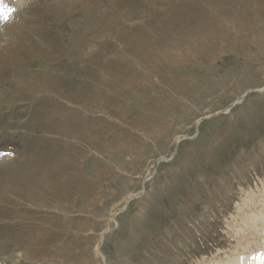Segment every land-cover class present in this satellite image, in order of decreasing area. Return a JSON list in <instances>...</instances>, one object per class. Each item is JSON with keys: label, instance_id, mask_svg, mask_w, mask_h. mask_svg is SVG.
Here are the masks:
<instances>
[{"label": "rangeland", "instance_id": "374dc122", "mask_svg": "<svg viewBox=\"0 0 264 264\" xmlns=\"http://www.w3.org/2000/svg\"><path fill=\"white\" fill-rule=\"evenodd\" d=\"M102 109L145 142L55 189ZM262 199V1L0 0V264H264Z\"/></svg>", "mask_w": 264, "mask_h": 264}, {"label": "crops", "instance_id": "0c3cea01", "mask_svg": "<svg viewBox=\"0 0 264 264\" xmlns=\"http://www.w3.org/2000/svg\"><path fill=\"white\" fill-rule=\"evenodd\" d=\"M260 1L264 3V0H260ZM239 5L240 4H236L234 6H239ZM203 7H206V5L203 4ZM243 7L245 8V5ZM243 7L241 6V9H243ZM241 9L238 10L239 13H243V10ZM194 21L195 20H193L192 23L190 24L189 29H192L194 32L205 34L204 31L206 30L198 29L199 27H196L194 25ZM215 22L217 21L213 20L210 23H215ZM207 24L208 22H205L204 26L202 27L207 28ZM215 24H212L211 26L213 27L215 26ZM217 27L220 26L217 25ZM239 28L240 27H237L236 30H239ZM185 29L180 32H177V35L187 34V31ZM144 79H145L144 76H139L137 79H134L135 81H131L130 84L131 86H133L134 84L137 86L141 84L144 85L150 82V78L147 82L144 81ZM101 112L103 113H93L95 116H98L100 120L99 128H95L94 126H91L87 130L88 135H92L94 133L97 136L93 137L90 140L87 139L86 137L77 136V135H83L85 133L82 132L80 129H78L77 132L73 133V135L76 137V142H72V144L77 145V149H78L77 154L74 157L71 156L68 159L66 154L63 152L62 156L67 158V160H65L63 164L59 165V163L57 162L54 166L52 165V167L45 166L46 175L49 174L52 177H54V179L55 177H57L55 181L57 182L58 186L56 184L55 189L60 188L59 187L60 186L59 182L61 181L60 179L64 180L63 182L65 183L66 181H69L71 183L75 182L79 184L80 182H82V180H84L83 178H87L86 174L89 173L92 176H89L90 179H86V180H97L102 183L108 182L109 180L112 181L116 171L111 168H108L111 166H107L106 164H99L97 162V159L107 155L108 156L115 155L114 153L117 152L118 153L121 152L125 154L129 153L134 149H136V145L139 143V141L145 142L146 137H143V135L141 134L139 135L133 129H130L129 125L132 126L135 123V120L132 117L130 116L127 118L123 117L124 118L123 121L122 119H116V116L118 117H120V115L123 116V113H108L106 112L105 109H102ZM119 120H121L122 122H118ZM112 123H117V127L115 128V131L117 132V136L113 137L112 139L109 138L108 140V131L111 129ZM95 129L97 130L95 131ZM14 153L17 158V151L10 152L8 153V155L11 156ZM67 165L69 169L66 168ZM86 166L89 169L88 172H85L87 171ZM43 169L44 167L42 168V171ZM64 174H68V175L70 174V179H65ZM95 188L93 190H95ZM53 191L54 190H52L51 192Z\"/></svg>", "mask_w": 264, "mask_h": 264}, {"label": "bare ground", "instance_id": "6f19581e", "mask_svg": "<svg viewBox=\"0 0 264 264\" xmlns=\"http://www.w3.org/2000/svg\"><path fill=\"white\" fill-rule=\"evenodd\" d=\"M3 1H5V0H3ZM10 1H11V0H10ZM12 1H13V0H12ZM1 2H2V1H1ZM7 2H8V1H7ZM84 2H85V1H84ZM2 3H3V2H2ZM12 3H13V2H12ZM4 5H5V4H4ZM46 8H47V7H46ZM60 10H61V9H59V11H60ZM54 11H55V10H54ZM55 12H56V11H55ZM207 38H208V36H206V39H207ZM205 43H206V42H205ZM188 45H189V44H188ZM195 47H197V44L195 45ZM230 50H231V49H230ZM154 52H156V53L158 54L157 49H154ZM162 57H165V60H167V59L169 58V54H168V53H163V52H162ZM198 122H199V120H198ZM255 200H259V198H258V199H255ZM262 200H264V199H262ZM256 202H257V201H256ZM127 203H128V202H127ZM253 205H254V204H253ZM263 205H264V204H263ZM251 206H252V205H251ZM251 206H250V207H251ZM253 207H254V206H253ZM257 209H258V207H257ZM259 209H260V208H259ZM252 210H254V209L252 208ZM255 210H256V209H255ZM119 212H120V211H118V213H119ZM257 212H258V211H257ZM262 213H263V212H262ZM252 215H255V213L252 214ZM252 215H251V216H252ZM258 215H259V214H258ZM251 216H250V217H251ZM255 216H256V215H255ZM248 217H249V216H248ZM250 217H249V219H250ZM252 217H253V216H252ZM262 217H263V215H262ZM258 218H259V216H258ZM113 219H114V218H113ZM252 219L254 220V218H252ZM247 220H248V218H247ZM247 220H246V221H247ZM262 220H264V219H262ZM261 222L263 223V221H261ZM245 223H246V222H245ZM250 223H251V222H250ZM246 224H247V223H246ZM251 224H252V223H251ZM251 224H250V225H251ZM254 225H255V224H254ZM254 225H252V226H254ZM257 225H259V224H257ZM258 227H259V226H258ZM243 228H244V227H243ZM251 229H252V227H251ZM242 230H243V229H242ZM245 230H246V229H245ZM248 230H249V229H248ZM248 230H247V231H248ZM255 230H256V229H255ZM258 231H259V229H258ZM106 232H107V231H106ZM106 232H104V233L101 234V239H100L99 243H98L97 246H96V247H97L96 249H97L98 252L100 251L101 241H103V239H105L104 237L106 236V235H105ZM252 232H253V231H252ZM262 232H263V231H262ZM243 233H244V231H243ZM250 233H251V232H250ZM255 233H257V232H254V234H255ZM258 233H259V232H258ZM254 234H253V235H254ZM240 235L242 236V234H240ZM248 235H249V234H248ZM261 235H262V234H261ZM238 236H239V235H238ZM238 236H237V238L240 237V236H239V237H238ZM256 236H257V235H256ZM262 236H263V235H262ZM242 238H243V237H242ZM242 238H241V239H242ZM248 238H249V237H247L246 239H248ZM239 239H240V238H239ZM241 239H240V240H241ZM246 239H245V240H246ZM250 239H251V236H250ZM250 239H249V240H250ZM253 239H254V238H253ZM257 239H258V238H257ZM260 239L262 240V238H260ZM240 240H239V241H240ZM243 241H244V240H243ZM243 241H242V242H243ZM247 241H248V240H247ZM253 241H255V239H254ZM256 241H257V240H256ZM261 242H262V241H261ZM263 242H264V241H263ZM243 243H244V242H243ZM248 245H249V244H248ZM240 246H241V245H240ZM259 246H260V245H259ZM252 248H253V247H252ZM252 248L250 247V249H252ZM253 250H254V248H253ZM253 250H252V251H253ZM247 251H248V249H247ZM252 251L250 250V252H252ZM255 252H257V254H258V253H261V254H260V255H262L261 257L264 258V248L257 249L256 251H254V254H255ZM252 253H253V252H252ZM252 253H251V255H252ZM100 254H101V253H100ZM247 254H248V253H247ZM249 254H250V253H249ZM237 255H238V254H237ZM251 255H250V256H251ZM255 255H256V254H255ZM255 255H254V256H255ZM235 257H236V256H235ZM251 257H252V256H251ZM259 257H260V256H259ZM261 257H260V258H261ZM104 258H105V257H103V259H104ZM227 258H228V257H227ZM245 258H246V257H245ZM247 258H248V257H247ZM239 259H240V258H239ZM239 259H237V260H239ZM243 259H244V257H243ZM251 259H252V258H251ZM257 259H258V257H257ZM224 260H225V259H224ZM231 261H233V260H231ZM240 261H241V260H240ZM240 261H239V262H240ZM259 261H260V260H259ZM262 261H263V260H262ZM226 262H227V261H226ZM234 262H235V261H234ZM243 262H244V261H241L240 263H237V264H244L245 262H244V263H243ZM257 262H258V261H257ZM219 264H220V262H219ZM222 264H223V263H222ZM227 264H228V263H227ZM229 264H230V263H229ZM254 264H255V263H254Z\"/></svg>", "mask_w": 264, "mask_h": 264}, {"label": "water", "instance_id": "95a60500", "mask_svg": "<svg viewBox=\"0 0 264 264\" xmlns=\"http://www.w3.org/2000/svg\"><path fill=\"white\" fill-rule=\"evenodd\" d=\"M213 116V115H212ZM127 205H128V203H127Z\"/></svg>", "mask_w": 264, "mask_h": 264}]
</instances>
